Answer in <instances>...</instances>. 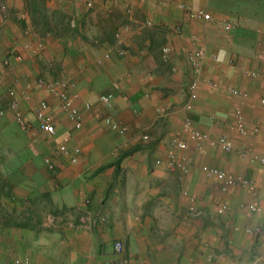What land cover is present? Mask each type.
I'll return each mask as SVG.
<instances>
[{"label":"crops","instance_id":"1","mask_svg":"<svg viewBox=\"0 0 264 264\" xmlns=\"http://www.w3.org/2000/svg\"><path fill=\"white\" fill-rule=\"evenodd\" d=\"M44 1L46 22L42 23L33 8L35 1L4 0L8 14L0 13V59H9L10 65L0 63V77L11 81L25 110H33L43 98L51 105L60 104L37 85L38 76L70 79L83 126L75 128L62 110L64 115L56 118L58 132L69 137L68 155L46 143L50 139L44 133L28 132L15 122L0 127V172L14 179L16 194L31 200L29 207H15L16 213L21 212L16 225L27 226L41 209L59 215L61 221L72 212L81 227L74 234L78 247L95 250L101 260L121 239L140 264L153 260L156 264H246L264 247L245 227H264V212L251 213L243 207L235 216L240 233H234L229 244L226 226L222 221L215 224L212 210L216 212L215 201L236 208L246 200L264 207V165L248 152L253 148L264 156V60L258 56L264 49V0H70L60 5ZM188 9L204 10L212 17L192 19ZM60 14L69 20L66 30L53 24ZM228 21L233 23L230 30L225 29ZM118 31L127 52L106 58ZM165 45L171 47L168 60L162 56ZM200 48L206 56L197 70L190 55ZM16 52L23 61L13 58ZM248 71L259 75L250 77ZM194 78L198 79L192 111L196 126L219 134L231 128L236 110H242L250 131L247 135L235 131L241 138L237 152L208 150H219L222 160L240 164L236 172L253 179L256 186L255 195L241 193L243 187L223 191L217 178L201 170L218 184L216 190L191 173L186 186L197 205L208 210L199 221L186 216L189 200L182 195L180 176L168 164V139L187 115L184 105ZM209 80L218 81L220 87L211 86ZM231 87L248 96L232 95ZM105 93L113 98L100 108L99 96ZM86 102L95 105L87 109ZM106 115L122 121L129 131L124 135L111 131L104 122ZM256 126L258 134L252 132ZM28 133L38 134L41 142ZM145 133L151 142L143 141ZM31 143L36 154L28 153ZM47 154H52L55 170L45 164ZM233 191L236 195L231 196ZM24 232L13 239L26 240ZM8 254L3 251L0 264L13 256Z\"/></svg>","mask_w":264,"mask_h":264},{"label":"rangeland","instance_id":"2","mask_svg":"<svg viewBox=\"0 0 264 264\" xmlns=\"http://www.w3.org/2000/svg\"><path fill=\"white\" fill-rule=\"evenodd\" d=\"M31 1L32 2L35 1V2H33V4H34L33 8L39 12L40 22L45 23L46 20L43 18V13H42L45 1L44 0H31ZM69 1L70 0H55V3L57 2L60 5L61 3L62 4L69 3ZM6 6L7 5L4 2V0H0L1 16L8 14V9L6 8ZM68 22H69V20H67L65 17L63 18L62 14H60V15H57L56 19H54L53 24L56 28L58 26V27L66 30L69 27ZM76 23H77V21H76ZM73 27H76V26H73ZM0 63H4L5 66H8L5 64V61H1V59H0ZM62 71L64 72V68L62 69ZM39 78L47 79L44 76H38L37 80ZM58 79H61V78H58ZM10 84H11V81H9L6 78L0 77V127H2L4 125L12 124L15 122L20 128L22 127L24 130H26L28 132L39 131V130H36L37 129L36 118H35L33 110L23 109V103H22L23 98L18 97L17 89L15 87H10L11 86ZM74 86H75V83L72 87H74ZM12 88L16 89V91H17L16 95L11 94L10 89H12ZM70 93H71V89H70ZM16 98L19 100L20 107H21V109L25 115V118L27 119V121L29 123L27 128H24L16 120L15 111L10 108L11 101L16 99ZM103 106L105 107L106 105H103V104L99 105L100 108H104ZM61 110H62L61 104L51 105V114L54 117V122L56 121V118H60L62 116V114L64 115V113L62 112L63 110L62 111ZM1 111H4V113L1 114ZM11 114H13V117H10ZM187 115L191 116L193 123L195 125V120L192 116V112H187ZM183 123H184V121H183ZM55 124H56V122H55ZM12 125H14V124H12ZM196 127H198V126H196ZM198 128H200V127H198ZM182 130H183V124L181 125L180 128L173 131L172 132L173 134H170L169 139H168V145H169L168 150L170 151L169 157L171 154H175L176 156H178L179 158L184 160V167H185L186 171L183 170L182 168H179V167L173 168L172 166H170L169 157H168V164H169V167L171 168V170L176 172L180 176V178H179L180 185L179 186L181 187V192H182L183 196H185L183 191L189 189L186 186V177L188 175H190L191 173L192 174L196 173L197 176L199 177V179H204L205 181H209V183L212 185V187H214L216 190H218V188H217L218 184H216V182L214 180L206 177V175H204L202 173V172H204L202 169V167L204 165H209V166L212 165V166L221 167V168L226 169L228 172H230L236 176H239L241 174V173L236 172V170L240 168V166H241L240 164H238L235 161L229 160V158L222 160V158H221L222 156L219 155L220 154L219 150H214V152L210 153L208 148L214 149V147H211L207 144L201 148H198L197 146H195L196 145L195 140L189 134H187L186 132H183ZM202 130H204V129H202ZM204 131H208L214 137H217V136L222 135V134L228 135L233 140V147L234 148H232V150H230V151H224V152H226L227 154L237 152V149L240 146L238 141H239V139L241 140V138L233 129V125H231V128L228 127L227 129L222 130V132L219 134L218 133L215 134L214 132H212L210 130H204ZM39 132H41V131H39ZM25 133H27V132H25ZM41 133H43V132H41ZM30 134L32 135V138L34 140L37 139L36 141L38 143L41 142L42 139L39 138L38 134H36V133H33V134L30 133ZM147 134H149V133H147ZM45 135L52 141L51 142L50 140H47L50 143L49 142H46V143L56 147L58 153H61V151L59 149V146H57V145H60V143L62 141H65V140H67V142L69 143V137L59 133L58 130H57V133L53 136H50L47 134H45ZM178 136H182L185 140H187V148L185 150L177 149L176 144H175V139ZM30 138H31V136H30ZM30 138H28L29 141L31 140ZM142 139H143V136H142ZM43 141L45 142L46 140H43ZM143 141L151 142L150 134H149V139L148 140L143 139ZM33 145H34V143L32 144V146L30 145V147H31L30 149L28 148L29 149L28 153L30 152V155L36 154L38 152V151L34 150L35 146H33ZM235 146H236V148H235ZM146 148H149V147H146ZM248 152H251V154H254L256 159L259 157L258 155H260V153L255 151L253 148ZM243 153L246 154V151L243 150ZM61 154H63V153H61ZM47 155L48 156L46 157V159L50 158L54 162V158H53L52 154H47ZM46 159H45V164L47 165ZM220 161H222V164H220ZM55 167H56V164H55ZM50 169L55 170V168L54 169L50 168ZM201 170H202V172H201ZM13 183H14L13 178H5L2 176V174L0 172V250L2 251V253H3V251H5L6 253H9L8 255L13 254V256L21 255V254L28 255V256H31L36 261H38L40 264H41V262H42V264L43 263L44 264H91V262L95 261V260L100 262L101 264H103V262L106 261L107 259L116 260L118 258V255L114 252L113 248H111V247L110 248L112 249V251L106 252V255H108V258L105 260H101L98 256H96L95 250L92 252L82 251L80 249V247H78L79 244L76 242V236H75L76 235L75 233L80 232L81 227H80V225H78V222L76 221V218L72 212L67 213V217L63 221H61L59 215H55L54 213H51L50 211H46L44 209L43 210L41 209L40 211H38L39 212L38 215L36 217H33L29 221L27 226L18 227V225H16V223L18 222V220L21 219L19 217L21 212L16 213L15 207L17 205L29 207V205L31 204V202H30L31 200L28 198H25V197H21L20 195L16 194L14 189H13ZM235 188H242V186H236ZM231 190H233V189H231ZM248 190L249 189L247 187H243V189H241V193L247 194V195L248 194L255 195L254 194L255 191L250 192V190L249 191ZM189 193H190V196L189 197L185 196V197L189 200V205H190V203H191L190 197H194L195 195H193L190 191H189ZM231 194H232L231 196L236 195V193L234 191ZM241 202L242 203H239L236 208L233 204L227 203L230 206V211L224 215H219L217 212L218 206H219V204H221V202L219 203L218 201H215L213 204L216 208V212H214V210H212L213 211V217L216 220L215 224L220 225L221 223L219 224L218 222L222 221L223 225L226 226V227L225 226L224 227L227 229V232H228L229 244H232L234 242L232 235H234V233H236V232L240 233V230L236 231L234 229L235 226L240 227V225H241L239 222L236 221L235 216L239 214L241 209H243V205H245L246 203H249L248 201L246 202V200L241 201ZM222 203H226V202H222ZM189 205H188V207H189ZM187 210H188V208H187ZM207 213H208V210L204 209V215L201 217H191L188 215V213L186 216L189 219L199 221V220L203 219L205 217V215H207ZM48 214H53V215L57 216L58 222L55 225L48 226L45 224L46 217ZM28 216L29 215H27V217ZM223 216L225 217V219L222 218ZM69 222L74 223V226H69ZM7 228H10V232L7 231ZM21 228H23V229H21ZM160 229H162V228H160ZM21 230L25 231L24 232L25 234L23 235V237L26 238V240H24V241L19 240V242L17 243L13 238H16L17 234H19V231H21ZM223 230H225V229H223ZM68 233L70 234V236H66V237L63 236V234L67 235ZM61 237H62V240H61ZM128 250L129 249L126 246V252H127L126 255L128 257H132L130 255V253H128L129 252ZM13 256H8V257H6V259L13 257ZM133 258H135V257H133ZM153 262H154L153 264H156V261L153 260ZM192 264H195V262H193Z\"/></svg>","mask_w":264,"mask_h":264},{"label":"built area","instance_id":"3","mask_svg":"<svg viewBox=\"0 0 264 264\" xmlns=\"http://www.w3.org/2000/svg\"><path fill=\"white\" fill-rule=\"evenodd\" d=\"M5 8V7H4ZM130 11V9H128ZM188 15L192 19L197 20H209L211 19L212 15L211 13L204 11V10H187ZM147 24H151L150 21L146 22ZM72 26H76L77 23L75 20L71 21ZM1 27V23H0ZM233 27V23L228 21L225 23V29L230 30ZM264 47V45H263ZM127 49L125 47V41L124 37L122 35L121 31L116 32V42L114 44V48L112 51H108L105 53L106 58H110L112 54H117L118 56L122 57L126 54ZM171 54V47L169 45H165L162 47V56L165 60L169 59V56ZM206 56V51L204 48H200L197 51L191 53L190 60L193 67H195L197 70L200 69V62L201 59H203ZM259 58L264 60V49H262L258 53ZM13 58H15L16 61L21 62L23 61L24 57L21 53H14ZM6 65H10V60H5ZM247 75L250 77H258L259 73L256 71H248ZM264 75V74H263ZM209 84L213 87L219 88L220 84L218 81L209 80ZM37 85L48 92L55 95L59 100L61 104L62 110L67 114L68 118L73 122L74 126L77 129L82 128L83 126V115L81 113V110L79 107L75 104V100L71 96L70 88L74 85V83L68 79V78H61V79H44L39 78L37 80ZM198 86V79L194 78L189 83L188 87V99L185 102L184 108L187 112H192L194 110V97L196 93V89ZM10 92L12 95H16V89L12 88L10 89ZM229 92L232 95H242L244 97L248 96V93L237 88V87H231L229 89ZM26 95V94H25ZM112 94H101L99 96V102L103 105H109L112 101ZM261 103L264 104V97L261 99ZM85 107L87 109H91L93 107V103L86 102ZM10 108L15 111L16 114V120L24 127L27 128L28 121L25 118V115L20 107V102L16 98L11 101ZM35 118H36V130H39L47 135L53 136L57 133V127L54 122V117L51 114V105L48 102L47 99L43 98L39 101V103L34 107L33 109ZM4 111H1V114H3ZM105 124L109 127L111 131H114L118 133L119 135H124L129 131V127L124 124L119 119H116L115 117L111 115H106L104 118ZM233 129L237 131L241 135H247L249 133V128L246 124L244 114L240 108L236 110L235 113V121L233 124ZM183 132H186L189 134L196 143V146L198 148L203 147L204 145H209L214 148H219L223 151H230L233 148V140L226 134L219 135L217 137L212 136L208 131H204L198 127H196L193 123V120L190 115H187L184 123H183ZM253 133L258 134L260 132V127L256 126L254 127ZM144 140L149 139V134L145 133L143 135ZM175 144L177 149L179 150H185L187 148V141L182 137L178 136L175 139ZM59 149L61 153L63 154H69L70 149L68 146L67 140L62 141L59 145ZM259 161L264 165V156L258 157ZM72 161H76L75 157H72ZM47 165L54 169L55 163L52 161V159L47 158L46 159ZM169 164L173 168L179 167L186 171L184 167V160L176 156L175 154H171L169 157ZM203 171L208 174L209 176L215 177L220 181V186L223 191H227L228 189L236 186H242L247 187L250 191H255L256 186L255 182L250 179L243 176H236L230 172H228L226 169L217 167V166H209L204 165L202 167ZM185 196H190V193L188 190L183 191ZM191 203L188 207L187 213L191 217H201L204 215V209L197 205V199L196 197H190ZM244 208H246L251 213H261L264 212V207L260 205L258 202H251L246 203L243 205ZM230 211V206L227 203H221L218 206L217 212L219 215L227 214ZM58 222L57 216L53 214H48L46 217L45 224L48 226H53ZM69 226H74V223L69 222ZM234 229L237 231L240 229L239 226H235ZM245 231L255 237V239L264 247V227L257 226H247L245 227ZM114 252L118 255V258L116 260H106L103 262V264H140L138 259L133 257H128L126 255V244L123 240L117 239L114 242ZM2 255V251L0 250V256ZM2 264H40L38 261L33 259L31 256L28 255H16L13 257H10L8 259H4L2 261ZM91 264H101L98 261H92ZM246 264H264V248L256 254L254 257L249 259Z\"/></svg>","mask_w":264,"mask_h":264}]
</instances>
